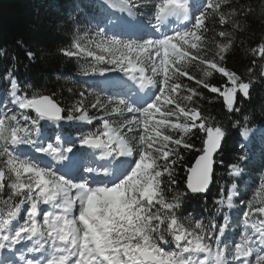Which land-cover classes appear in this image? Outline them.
I'll return each mask as SVG.
<instances>
[{
	"label": "snow or ice",
	"instance_id": "1",
	"mask_svg": "<svg viewBox=\"0 0 264 264\" xmlns=\"http://www.w3.org/2000/svg\"><path fill=\"white\" fill-rule=\"evenodd\" d=\"M97 7L106 23L97 25L96 39H90L96 50L77 36L57 55L111 65L85 68L84 75L120 72L144 92L133 75L145 73L140 60L129 58L122 67L99 53L115 46L145 50L152 77L147 99L132 104L124 96H97L90 107L101 115L93 117L81 92L66 109L52 96L36 94L40 85L20 76L21 58L11 55L0 74L7 99L0 101V195L6 197L7 211L0 214V253L9 254L0 264H264V156L256 161L245 151L235 157L227 152L233 130L249 137L256 107L264 117V98L258 94L264 91V37L248 48L240 43L250 57L244 74L225 63L235 33L244 30L237 18L251 17L253 6L220 0H97ZM109 25L148 34L139 44L125 43L115 32L108 34ZM186 37L195 47L181 43ZM210 38L217 51L209 59L201 53ZM16 44L28 65L44 62L46 52L39 45L34 48L22 38ZM170 45L180 47L181 54L173 55ZM193 62L205 66L204 78L188 71ZM214 73L222 77L217 83L208 79ZM202 90L213 95L206 98ZM205 99L219 100L223 115L199 106ZM113 113L122 118L118 127L103 115ZM97 119L102 131L65 144L64 124L90 125ZM260 123L264 127V120ZM46 129L55 131L46 137ZM197 135L199 148L192 142ZM185 151L198 155L181 180ZM217 170L229 177L217 189L216 212L223 223L206 224L189 214L188 203L207 196ZM253 173L257 178L249 184ZM225 199L227 209L238 208L235 215L243 218L236 221L238 232L229 231Z\"/></svg>",
	"mask_w": 264,
	"mask_h": 264
},
{
	"label": "trees",
	"instance_id": "2",
	"mask_svg": "<svg viewBox=\"0 0 264 264\" xmlns=\"http://www.w3.org/2000/svg\"><path fill=\"white\" fill-rule=\"evenodd\" d=\"M220 2L245 6L251 4L253 6V15L251 17L239 16L237 18L244 30L235 33L233 40L235 47L233 52L229 53L225 62L229 69L244 74L250 61V57L245 54L244 48L255 46L264 37V14H261V9L264 8V0H220ZM69 17H72L71 21H69ZM63 21L69 22L63 23ZM105 23L106 20L94 0H0V74L4 73L9 67V58L13 53H16L22 61L19 67L20 76L40 85V87L35 89L36 94L50 95L61 107L67 109L80 99V93L83 92L85 93V105L89 108V115L99 117L101 114L96 109H92L90 105L101 89L83 79L88 76L84 75V69L88 68L87 64L59 56L57 52L59 48L69 46L77 36L83 37L81 43L85 44L91 37H95L94 33L97 31V25L103 27ZM211 23L212 21L210 20V27H212ZM35 28H38V30H34ZM211 35L210 33L209 36L211 37ZM21 38L34 48L39 45L45 50L46 56L43 63L28 65V61L23 57V52L20 51L16 44V41ZM195 39L199 38L196 37ZM181 42L186 47L189 45L195 47L191 37H186ZM241 42H243L244 48L240 47ZM204 47L205 51L201 55L210 59L217 51V42L215 39L210 38L206 41ZM181 52V48L178 47L176 55L181 54ZM187 55V52H183L182 58L187 57ZM204 67L193 62L188 66V71L193 76L204 78L202 71ZM208 79L211 83H217L222 77L214 73ZM180 80L185 84L196 86L184 77H181ZM29 91L31 92L32 90L30 89ZM202 91H205L206 98L213 95L206 90ZM183 94L181 92L177 99H180ZM258 94L260 98H264V91L258 90ZM5 100L3 81L0 80V101ZM181 102L184 103L183 101ZM199 106L218 117L223 115L221 103L217 99L211 101L202 100ZM249 111L253 113V109H249ZM253 114L255 118L249 123L248 127L252 129L260 126L263 129L260 137L252 143L251 148H246L241 143L239 133L233 130L227 147L229 156L235 157L241 151L247 152L256 161L264 156V127L260 123L261 120H264V117L260 115L258 107L255 108ZM103 115L111 124L112 122L114 123V114ZM96 122L102 125L98 119L94 120L93 125ZM223 122L227 126L228 121L225 119ZM112 125L114 126V124ZM68 131L79 136L84 134L85 129ZM166 131L169 134L176 135L174 130ZM192 142L196 144L197 148L201 145L198 135L192 138ZM197 155L198 153L194 151L184 152L183 170L179 171L181 180L186 178L187 168L193 165ZM257 175L253 173L248 178V183H253ZM216 176L217 181L204 199H193L188 203V207L192 210L189 214H194L196 218L202 219L206 224L212 219H215L218 224H222L223 220L222 216L216 212L217 189L221 186H226V181L229 177L220 170H217ZM240 188L241 191H248L244 184H240ZM5 199V196L0 195V208H4V213L7 214L4 205Z\"/></svg>",
	"mask_w": 264,
	"mask_h": 264
},
{
	"label": "rangeland",
	"instance_id": "3",
	"mask_svg": "<svg viewBox=\"0 0 264 264\" xmlns=\"http://www.w3.org/2000/svg\"><path fill=\"white\" fill-rule=\"evenodd\" d=\"M97 2V0H94ZM170 2V1H169ZM175 26V25H173ZM121 29H123V31H120ZM132 31V32H131ZM118 34V36L120 38H124L125 43H132V44H139L142 41L139 40L140 37H143V35L140 33V29L137 27H133V26H123V27H119V28H115L113 29L110 25L108 26V34L112 35L113 33ZM137 33L139 36L132 38L130 36L131 33ZM142 35V36H141ZM129 37H131L132 39H128ZM96 37H91V40H95ZM182 43V42H181ZM86 45H88L89 47H91L94 51L95 49V45L94 43H90V40H87L85 42ZM169 48L173 51V55H176L177 51H178V47L174 46V45H170ZM99 55L101 56H106V58H108V60L111 61H115L118 65L122 66V67H127L129 65V58H131V61L134 63L136 60H140L141 64L144 66L145 68V73L144 72H139V76L141 77H145L146 75H151V65L149 64V61L147 60L146 57V52L145 50H140V49H129V48H123V47H119V46H115L113 47L109 52L105 53V52H100ZM73 59L75 62H85L87 64V67H96V68H104V67H111V65H106V64H95V62L93 61V59L91 57H82V58H71ZM120 73L119 72H111L108 73L106 75H90L87 76L86 78L83 79H89L92 81V83H96V85H98L99 89H101V91L99 90V92L97 93V95L99 97H101L102 99L108 97V96H112L113 98H117L119 96H124L130 103L132 104H138V102L135 100V98H138L136 92H132L131 88L128 86L125 87L126 92L129 91V93L125 94L122 90L118 89L115 86V82L120 81V80H124L123 82H125L126 84H130L129 81H125L124 76L119 77ZM150 78L152 79V77L150 76ZM113 79L112 84H110L109 82H111V80ZM108 81V82H107ZM148 85V84H147ZM128 90V91H127ZM134 94V96H133ZM144 100L147 99V96H143ZM146 97V98H145ZM94 98L92 100V102H95ZM5 103H7V99L4 101ZM86 106V105H85ZM87 107V106H86ZM87 109H89L87 107ZM121 111L123 112L124 110L121 109ZM158 111V109H157ZM89 113V110H88ZM115 116V119L113 120L114 123L112 122V124H114V126H119V124L121 123V116L119 114L113 113ZM125 115H127V113H125ZM68 128H81V129H85L84 134H87L89 131H102L103 130V125H100L96 122V124H86V123H77V124H64L62 129L60 130L61 135L64 137V141L65 144H71L73 142H75L77 140L78 137H71L70 133L67 131ZM87 128V129H86ZM260 128V126H257L255 128H253L252 130H256ZM55 130H49L46 129L45 130V136H51L53 134ZM257 133V132H256ZM129 135H131V133H129ZM260 137V135H256L255 138H253L252 140H244L242 138V136H240L241 141H243V145L247 148V146L249 147L250 145H252V142L256 139H258ZM76 147L79 148V144H76ZM46 207V206H45ZM218 207V205H217ZM223 208L229 213V225L231 227V231L230 232H238L239 228L236 224V221L238 219L242 220V217H237L235 215L236 212L239 211L238 208H233L231 210L227 209V204H226V199H225V203L223 205ZM4 208H0V214L6 215L4 213ZM229 227V228H230ZM238 239V237H235Z\"/></svg>",
	"mask_w": 264,
	"mask_h": 264
},
{
	"label": "bare ground",
	"instance_id": "4",
	"mask_svg": "<svg viewBox=\"0 0 264 264\" xmlns=\"http://www.w3.org/2000/svg\"><path fill=\"white\" fill-rule=\"evenodd\" d=\"M97 3V2H96ZM170 3H175V0H171L170 1ZM166 31H170V29H166ZM132 32V31H131ZM140 33L143 35V36H145V35H147L148 33H147V31L146 30H142V29H140ZM141 35V36H142ZM130 36L132 37V38H135L136 36L138 37L139 35L135 32V33H131L130 34ZM139 74L140 73H134L133 75H137V76H139ZM120 76L122 77L123 76V74L122 73H120ZM146 77V76H145ZM148 78H150V76H147ZM142 79V78H141ZM124 80H120V81H117V82H115V86L118 88V89H120V90H122L125 94H127V93H129V91L128 92H126V90H125V87L127 86V84L125 83V82H123ZM87 82L88 83H90V84H92V81L91 80H89V79H87ZM108 82V81H107ZM112 82H113V79L111 80V82H109L110 84H112ZM117 85H120V86H117ZM129 87H130V85H128ZM127 86V87H128ZM134 90L135 89V85H133V86H131V90ZM146 89V88H145ZM144 97H143V92H141L140 94H139V97L138 98H135V100L138 102V104H142L143 102H144V99H143ZM146 98V97H145ZM256 132V131H255ZM254 137V133H252V132H250L249 133V137L248 138H244L243 137V139L244 140H249V139H251V138H253Z\"/></svg>",
	"mask_w": 264,
	"mask_h": 264
},
{
	"label": "water",
	"instance_id": "5",
	"mask_svg": "<svg viewBox=\"0 0 264 264\" xmlns=\"http://www.w3.org/2000/svg\"><path fill=\"white\" fill-rule=\"evenodd\" d=\"M194 163H195V161H194ZM194 163H193V165H194Z\"/></svg>",
	"mask_w": 264,
	"mask_h": 264
}]
</instances>
